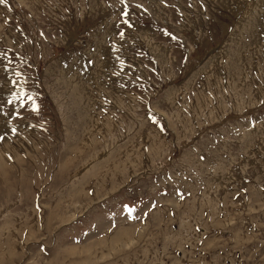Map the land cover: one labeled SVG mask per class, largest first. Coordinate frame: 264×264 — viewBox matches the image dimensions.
Segmentation results:
<instances>
[{"label": "rangeland", "instance_id": "rangeland-1", "mask_svg": "<svg viewBox=\"0 0 264 264\" xmlns=\"http://www.w3.org/2000/svg\"><path fill=\"white\" fill-rule=\"evenodd\" d=\"M0 264H264V0L0 3Z\"/></svg>", "mask_w": 264, "mask_h": 264}, {"label": "snow or ice", "instance_id": "snow-or-ice-1", "mask_svg": "<svg viewBox=\"0 0 264 264\" xmlns=\"http://www.w3.org/2000/svg\"><path fill=\"white\" fill-rule=\"evenodd\" d=\"M5 2V0H0V3H4ZM121 2L123 3V0H121ZM127 13H125V15H126ZM29 99H31V97H29Z\"/></svg>", "mask_w": 264, "mask_h": 264}]
</instances>
